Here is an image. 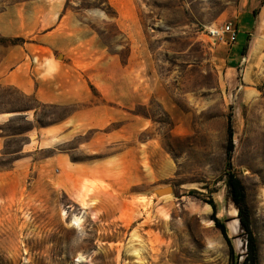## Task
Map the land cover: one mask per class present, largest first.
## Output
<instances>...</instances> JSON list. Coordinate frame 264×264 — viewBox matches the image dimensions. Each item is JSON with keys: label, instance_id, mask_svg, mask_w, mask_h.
<instances>
[{"label": "rangeland", "instance_id": "1", "mask_svg": "<svg viewBox=\"0 0 264 264\" xmlns=\"http://www.w3.org/2000/svg\"><path fill=\"white\" fill-rule=\"evenodd\" d=\"M239 2L0 0V264H228L208 199L242 259L229 112L264 264V10L235 69L208 34ZM165 184L173 194L146 195Z\"/></svg>", "mask_w": 264, "mask_h": 264}, {"label": "trees", "instance_id": "2", "mask_svg": "<svg viewBox=\"0 0 264 264\" xmlns=\"http://www.w3.org/2000/svg\"><path fill=\"white\" fill-rule=\"evenodd\" d=\"M249 37L246 36L245 43L241 48V54L244 55ZM233 129L232 114L229 112L226 119V144L224 148V168L223 176L227 190V195L236 209V218L238 221L240 235L245 242V253L242 259L235 252L231 238L228 236L226 219L217 216V207L212 199L206 202L211 208L210 220L215 228L220 232L227 247L228 264H258L257 242L252 230L251 213L246 201V194L243 184L234 173L231 154L233 150Z\"/></svg>", "mask_w": 264, "mask_h": 264}, {"label": "crops", "instance_id": "3", "mask_svg": "<svg viewBox=\"0 0 264 264\" xmlns=\"http://www.w3.org/2000/svg\"><path fill=\"white\" fill-rule=\"evenodd\" d=\"M263 10H264V0H240L239 9L233 21L236 27V31H237L236 39L233 43H227L228 46H227L226 55H225V61L227 63V68L235 69L239 65L240 60L243 56L241 54V48L245 42H242L243 44L242 46H240L241 43L237 40V37H239L240 34H244L245 39H246V36H248L250 39L251 31L253 30L255 25H256L255 29L257 31L260 20L262 18L261 13ZM263 30H264V23H262L261 26L259 27L258 33L263 32ZM252 42L253 43L251 45V50L252 52H254L257 50V48L260 45V39L253 40ZM253 44H255L254 47H253ZM1 71L2 70L0 67V72ZM12 74L16 77L17 80L25 79L23 75L16 73V69H13ZM3 78L4 77L0 75V79H3ZM54 96L55 97H53L52 102L59 101V100L61 101V97L58 93H55ZM26 118L28 119L29 117L26 116ZM1 120H5V117L2 115H0V121ZM43 128H44L43 130H36V129L34 130V134L37 137V139L35 140L37 141V145L35 144L34 147L36 146L37 148H42V146L44 145H41L40 142L42 141L43 136L50 132L56 131L58 129V127H52V126L43 127ZM32 141H33L32 135H29L28 141L26 142L25 145L22 146V151H30L29 157L33 155V151L31 152V149L34 148ZM59 156L61 155H53L51 157H45L43 159L37 160V162L40 163V165L47 163L49 160L54 162L60 158ZM37 176L38 177L41 176V173H37Z\"/></svg>", "mask_w": 264, "mask_h": 264}, {"label": "built area", "instance_id": "4", "mask_svg": "<svg viewBox=\"0 0 264 264\" xmlns=\"http://www.w3.org/2000/svg\"><path fill=\"white\" fill-rule=\"evenodd\" d=\"M236 27L233 21H224L208 28V34L218 42L233 43L236 39Z\"/></svg>", "mask_w": 264, "mask_h": 264}, {"label": "water", "instance_id": "5", "mask_svg": "<svg viewBox=\"0 0 264 264\" xmlns=\"http://www.w3.org/2000/svg\"><path fill=\"white\" fill-rule=\"evenodd\" d=\"M173 193H174L173 185L165 184L162 186H157V187L151 188L147 192L146 195L148 197L152 198L153 200H157L158 198H160L162 196L173 194Z\"/></svg>", "mask_w": 264, "mask_h": 264}, {"label": "bare ground", "instance_id": "6", "mask_svg": "<svg viewBox=\"0 0 264 264\" xmlns=\"http://www.w3.org/2000/svg\"><path fill=\"white\" fill-rule=\"evenodd\" d=\"M255 46V44H253V47ZM207 207L209 208V206L207 205ZM63 214H65V212L63 211ZM81 217V216H80ZM80 217H78V216H72L71 218H70V222H69V225H71V226H74V227H76V228H79L80 227V223H81V218ZM237 221L235 220V223H236ZM79 259V258H78ZM81 260V259H80ZM78 261V260H77Z\"/></svg>", "mask_w": 264, "mask_h": 264}]
</instances>
